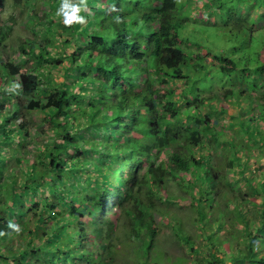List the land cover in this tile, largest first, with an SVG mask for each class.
I'll return each instance as SVG.
<instances>
[{
  "label": "trees",
  "instance_id": "obj_1",
  "mask_svg": "<svg viewBox=\"0 0 264 264\" xmlns=\"http://www.w3.org/2000/svg\"><path fill=\"white\" fill-rule=\"evenodd\" d=\"M23 2L27 11L34 8L35 0ZM72 2L82 4L78 13L84 17L82 23H61L60 31L50 17L43 24V36L21 41L20 62L3 64L4 73L13 79L20 78L26 62L31 64L37 79L25 90L23 106L48 113L52 132L43 139L45 152L35 154L22 147L21 161L31 157L38 161L30 163L19 183L15 179L0 183V189L8 190L0 195V264H106L104 252L113 227L106 215L112 204L105 201L108 195L124 210L132 235L139 240L136 256L141 264H156L150 256L154 219L165 208L151 195L177 202L167 192L169 179H177L196 203L207 249L182 236L192 251H202L208 264H264V129L260 133L253 128L256 125L247 128L245 116L238 112L235 132L240 135L225 138L219 129L222 112L213 102L218 94L213 91L214 70L220 65L232 75L236 53L227 67L222 52L208 60L197 51L200 46L191 38L196 25L189 21L193 0ZM208 3L223 15L222 23L219 19L211 23L226 28L224 36L235 34L243 45H250L255 34L257 51L249 52L248 61L235 69L238 80L231 77L224 86L230 85L236 107L254 110L249 123L262 119L264 0H239L236 5L232 0H202L201 20L205 14L207 24ZM3 6L0 0V9ZM51 14L60 20L57 9ZM28 21L35 28L34 20ZM7 32L0 25V45ZM186 42L190 47L184 46ZM176 80L187 82L178 93L172 87ZM12 88L18 86L3 84L0 91ZM19 105L11 102L7 109L17 114ZM8 119L6 114L4 121ZM6 121L1 140L9 139L17 127L20 131ZM71 149L81 157L69 156ZM253 149L258 150L254 163L249 161ZM9 160L3 161L0 172L11 164ZM67 170L72 175L63 177L60 171ZM81 170L84 175L78 174ZM239 178L251 184L247 192L258 193V201H250L247 192L241 199L228 193ZM220 184L226 189L220 191ZM209 199L218 201L215 212ZM224 241L230 253L221 257L216 252H223Z\"/></svg>",
  "mask_w": 264,
  "mask_h": 264
},
{
  "label": "rangeland",
  "instance_id": "obj_2",
  "mask_svg": "<svg viewBox=\"0 0 264 264\" xmlns=\"http://www.w3.org/2000/svg\"><path fill=\"white\" fill-rule=\"evenodd\" d=\"M25 1V0H24ZM32 1V0H30ZM191 0H187L189 2ZM194 1V9L192 14L199 19L193 18V15L190 14L189 19L190 22L195 23L196 27L193 28L192 32V40L198 42L200 46L197 48L198 52L201 55H207V59L211 60L214 56L218 55L220 52L224 54L226 57L223 60V63L228 67L230 63L227 60H232L233 55L236 53L234 70H232V75L229 72H223L220 70V65L216 66L215 78L217 79L216 85L214 87V92H218L214 101L216 106H218L217 112H222L221 114V128L223 131V136L225 138H237L240 133H236L238 127L239 118L238 112L245 116L244 120L247 121L245 126L250 128L252 125L258 128L260 133H263L264 129V117L262 119H257L255 122L248 121V117H252L255 112L251 109L247 108L246 112H244V108L246 107H236L237 100L234 97L233 93L229 91L230 85H225V83L229 82L231 77L238 80L235 69L243 66L248 61L249 52L252 53L257 51L258 44L255 39V34L252 35L250 45H243L242 37H236L235 34L224 36V31L226 30L221 28L219 22L211 23L215 19H219L222 23V13H220L217 9L214 8L213 5L209 3L206 4L207 9L209 11L208 17L210 18V23L207 24L206 20H208L207 16L202 17L201 4L202 0H193ZM218 0H209L210 3H215ZM223 2V0H220ZM196 2V3H195ZM232 2L236 5L239 0H232ZM61 3V2H59ZM52 2V0H35L34 8L31 11H27L25 7L26 3L23 0H4V6L0 9V25L8 28V32L6 36L2 40V44L0 45V88H2L3 84H12L17 85L18 88L12 89H1L0 91V166H2L3 161H10L11 164L5 165L3 171L0 172V183H4L6 179L12 180L15 179L16 183H19L21 179L27 175L26 169H30V163L34 160L37 162L38 159L30 158L28 161H21V149L22 147H26L31 149L33 153H38V151L45 150L42 147L43 139L46 135H49L52 131L50 129L51 120L48 118V113L41 110H27L23 104L26 102V89L30 86H33L37 77L35 76V72H32L29 67L30 63L26 62L24 67L22 68L23 72L18 79H13L9 77L6 73H4V62H20L21 51H19V44L25 38L35 37L37 34L42 35L45 34V25L49 18L51 17V21L55 23L56 30L61 29V23L63 24V18L60 17V22L57 21L51 12L54 9H58L60 4ZM50 8L52 10H50ZM215 9V10H214ZM239 11V10H238ZM241 14L244 13V10L239 11ZM240 13H237L240 15ZM28 18H31L35 22V28H33ZM60 24V25H59ZM190 27H186V30ZM36 32V34L33 33ZM184 32V31H183ZM262 34H264V28L262 29ZM52 37V36H50ZM187 43V42H186ZM47 46L51 49H56V45L54 43L47 42ZM186 48L190 47L189 44H184ZM264 49H262L263 51ZM263 54V53H262ZM264 57V54L262 55ZM218 58L217 61H219ZM211 71L213 67L210 68ZM242 69V68H241ZM21 70V68L19 69ZM57 77L58 73L55 71ZM55 79V78H54ZM187 82L185 80H176L173 83L172 87L175 89V92H179L183 86H185ZM22 88V92H21ZM217 89V90H215ZM24 90V92H23ZM231 90V89H230ZM264 90V86H261V91ZM20 102L18 106L17 114L10 112L7 107H9V103L11 102ZM181 106H184V103H181ZM10 113H9V112ZM8 115V126L11 127L13 124L15 128L19 126L20 131L14 129L10 131L9 135L11 136L9 139L4 138L1 140V131L8 129L5 124L4 118ZM258 115V113H257ZM3 118V119H2ZM79 120V117L75 119ZM81 122V121H80ZM22 125V126H21ZM21 129H23V134L21 135ZM19 131V133H18ZM26 136V137H25ZM263 136V135H262ZM8 137V136H6ZM12 139V142L9 143V140ZM16 139V140H13ZM26 143V144H25ZM261 145L264 147V137L261 142ZM15 149V151L12 150ZM257 149L252 150L251 157L249 156V161L252 163L255 162L257 154ZM241 154V150L238 151ZM264 152V148H263ZM16 154V155H13ZM23 155V154H22ZM16 156H18L16 158ZM69 156L72 157H81L79 151L75 149L70 150ZM5 157L4 159H2ZM13 158V159H12ZM221 159V158H220ZM20 160V161H19ZM84 161V159H83ZM257 161V160H256ZM236 165V164H235ZM39 167V165H37ZM210 168L207 166L206 169ZM218 169V168H217ZM203 170V169H202ZM26 173H25V172ZM89 172V171H87ZM85 172V173H87ZM61 175L67 176L72 175V170L60 171ZM84 171H79L78 174H83ZM219 173V171H218ZM84 175V174H83ZM45 177V173L42 174ZM75 177V174L73 173ZM256 178H253L252 181H256ZM12 184V182H11ZM177 179H169L167 181V192L172 194L177 198V202H165L161 196L151 195L154 203L160 205L165 208V213H161L160 215L155 216L154 224L156 227V233L152 240V245L150 249V256L155 260L156 264H208L203 259L202 254L197 250H191L181 239L182 236H189L190 240L194 241V245L201 246L203 251H206L207 245L204 241V236L200 233V224L198 223V211L196 210V203L191 202L190 200H194L193 196L190 195L182 185H178ZM220 191L226 189L220 184ZM251 184L245 182L243 178L236 179L229 187L228 193L232 196H235L241 199L242 195L248 190H250ZM0 189V195L5 193V191ZM249 194L250 201H258L259 194L254 192H247ZM220 196V195H219ZM219 196H217L219 201ZM195 197V195H194ZM110 204V212L107 215L108 219L112 220L113 227L110 233V246L105 250L104 256L106 260V264H141L139 257L136 256V249L139 240L136 239L134 235H132L130 226L127 222V216L124 210L118 208L115 203L112 201L111 195H108L107 199ZM210 202V199L207 200ZM217 200H213L210 203L212 204V208L210 210L215 212V207ZM105 206L102 207L101 212L104 210ZM215 233L217 231H214ZM108 238V237H107ZM221 247L224 249L223 252L217 253L218 256H225L230 253L229 244L227 241L221 242ZM233 250V249H231ZM156 254V255H154ZM225 254V255H224ZM101 253L96 255L95 260H100ZM225 263L227 261L225 260Z\"/></svg>",
  "mask_w": 264,
  "mask_h": 264
},
{
  "label": "clouds",
  "instance_id": "obj_3",
  "mask_svg": "<svg viewBox=\"0 0 264 264\" xmlns=\"http://www.w3.org/2000/svg\"><path fill=\"white\" fill-rule=\"evenodd\" d=\"M82 4L72 2V0H62L60 7L57 9V15L62 16L65 25L73 23H82L84 17L79 15ZM12 227H16L12 225Z\"/></svg>",
  "mask_w": 264,
  "mask_h": 264
}]
</instances>
